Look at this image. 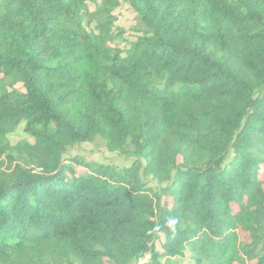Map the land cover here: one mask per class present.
<instances>
[{"label":"trees","instance_id":"trees-1","mask_svg":"<svg viewBox=\"0 0 264 264\" xmlns=\"http://www.w3.org/2000/svg\"><path fill=\"white\" fill-rule=\"evenodd\" d=\"M0 161V264H264V0H0Z\"/></svg>","mask_w":264,"mask_h":264},{"label":"rangeland","instance_id":"rangeland-1","mask_svg":"<svg viewBox=\"0 0 264 264\" xmlns=\"http://www.w3.org/2000/svg\"><path fill=\"white\" fill-rule=\"evenodd\" d=\"M89 9L94 10L96 3L91 1L88 3ZM116 32L118 33L116 40L111 43L113 46L120 49H126L130 46L132 41L140 34V22L137 14L127 4L120 6L117 11ZM29 138L25 133L24 125H21L18 130L10 135V139L13 143L18 142L21 139ZM31 139V138H29ZM105 142L102 138L98 137L92 142H83L71 148L68 156L75 157L80 156L88 162L111 164L117 168H123L130 165V160L126 159L117 152H111L106 149ZM0 166H7V163ZM80 171L83 169L78 167ZM151 184H155L154 182Z\"/></svg>","mask_w":264,"mask_h":264},{"label":"built area","instance_id":"built-area-1","mask_svg":"<svg viewBox=\"0 0 264 264\" xmlns=\"http://www.w3.org/2000/svg\"><path fill=\"white\" fill-rule=\"evenodd\" d=\"M144 261H145V260H143V261H141V262H139V263H137V264H143V263H144Z\"/></svg>","mask_w":264,"mask_h":264},{"label":"clouds","instance_id":"clouds-1","mask_svg":"<svg viewBox=\"0 0 264 264\" xmlns=\"http://www.w3.org/2000/svg\"><path fill=\"white\" fill-rule=\"evenodd\" d=\"M169 223H170V224H174V223H175V221H169Z\"/></svg>","mask_w":264,"mask_h":264}]
</instances>
